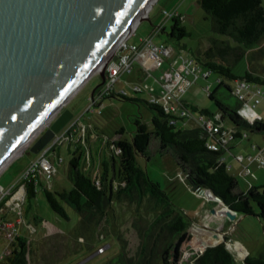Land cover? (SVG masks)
I'll list each match as a JSON object with an SVG mask.
<instances>
[{
	"label": "trees",
	"instance_id": "trees-1",
	"mask_svg": "<svg viewBox=\"0 0 264 264\" xmlns=\"http://www.w3.org/2000/svg\"><path fill=\"white\" fill-rule=\"evenodd\" d=\"M197 4L205 19L210 22L211 33L226 37L235 44L231 46L227 41L209 39L207 45H202L203 48L191 52L190 58L201 71L209 75L215 74L218 78L216 89L208 93L216 111L182 102V109L189 115L182 118L166 115L161 106L142 101L151 114L149 121L136 120L131 139L124 137L123 129L114 132L111 144L119 153L117 156L111 152L109 155L98 157V176L92 177L84 168L86 147L72 140L67 143L68 147L74 148L69 152L67 168L71 189L48 190L41 183L30 179L23 183L24 202L33 200L41 189L47 204L56 215L68 220L65 207L79 215L77 232L83 233H90L102 223L106 209L115 200L125 199L136 202L137 205L149 203L153 219L144 233L147 245L150 240L159 241L162 251L161 264H177L182 254L181 245L191 223L182 210L175 206L173 197L152 181L140 164V159L148 160V151L151 145L156 143L155 153L170 159L171 165L175 167L176 177H180L186 188L194 193L210 191L238 216L257 218L264 232V186L250 185L246 191H240L236 178L229 174L222 159L223 155L247 134H260L264 137V122L259 120L249 123L243 118L239 113L242 102L233 91L236 81L244 82L250 87L264 88L263 0H197ZM169 20L168 36L176 47H168L176 52L186 51L187 47L182 41L191 35L183 19L177 15ZM241 64V72L236 71ZM97 93L98 88L91 98ZM126 96L113 92L97 102L95 111L100 110L106 99L140 102ZM98 112L101 115L102 112ZM98 112L92 115L90 123L93 127L92 135L101 143L105 138L104 131L94 125L96 117H100ZM199 117L209 120L221 130L232 131V140L227 150L221 148L220 142L205 127L190 122L191 119ZM211 143L217 144L219 149L208 150L207 145ZM56 150L58 151V148ZM89 158L92 159L91 166L95 161L90 155ZM32 220L36 223L42 221L37 216ZM191 240L192 236L189 234L184 243L185 250H188ZM11 247L10 256L3 264H27L30 250L26 240L16 237ZM142 252L140 263H147L146 246L142 247ZM231 252L224 244L209 247L193 260V264H238L235 254ZM242 259V264H264V249L257 255L243 256Z\"/></svg>",
	"mask_w": 264,
	"mask_h": 264
},
{
	"label": "rangeland",
	"instance_id": "rangeland-1",
	"mask_svg": "<svg viewBox=\"0 0 264 264\" xmlns=\"http://www.w3.org/2000/svg\"><path fill=\"white\" fill-rule=\"evenodd\" d=\"M168 1L175 2L176 0H155L152 6L157 5L154 8L153 14L160 11L162 7L169 8V6H166L169 3ZM193 4L197 6L196 0H193ZM194 14V12L188 13L190 19L186 25L187 31L191 36L182 41L186 45L187 50L176 52L172 49L173 57L170 61L173 60L176 54L192 57L191 52H195L198 48L202 47V45L203 47L207 45L209 39L227 41L231 46H235L230 39L211 33L210 22L204 19L205 17L197 19ZM145 19L146 17L139 22V25L127 36L125 41H128L129 44L131 43L139 46L141 45L140 40L143 38L145 39L152 33L155 26V23L152 21L153 18H151V20L150 18ZM169 32L170 23H167L166 30L154 37L152 43L156 45L162 43L163 45L175 48L174 42L169 39ZM119 52V47H116L109 64L113 60L115 61V54ZM168 67L169 62H165L162 64V68L149 69L146 75H144V71L140 68L139 64L136 63L133 66L131 74H124L121 76L120 81L115 85L114 91L119 92L121 89L125 90L128 99L140 100V102L133 103L122 101L118 98L106 99L103 101V105L100 106V110H98L102 112L101 115L98 111H95L97 108L90 105L91 103L89 102L92 93L101 83L100 70L92 73L90 78H87L78 91L66 101L57 114L28 144V147H26L21 154L12 159L0 172L1 174L4 171L0 177V185L9 188L16 182L19 174L30 162L32 155L29 154V150L31 146L38 140L44 130L65 111H69L73 119L82 117L81 121L84 123L83 125H85V127H83L81 124L84 129L82 135H85L86 142L85 144H81V146L87 149L85 152L84 168L92 177L98 176L97 161L99 155L97 154V150L94 153L88 149V143L96 144L98 147H102L103 150L108 148V152H105L109 155L111 152L115 153L114 146L111 143L114 139H112V135H114L116 130L123 129L124 137L131 139L132 133L135 131L134 122L136 120H141L143 122L149 121L151 114L143 102L148 101L151 90H154L153 85H159L158 79L162 78L164 70ZM242 68L243 64H241L236 71L241 72ZM137 71L139 72L138 77ZM191 82L192 85L182 94L181 99H184L189 105L201 109H208L212 112L216 111L214 103L208 98L209 91L207 92L206 88L210 86L211 91L216 89L218 82L217 76L215 74H210L208 79L205 80L199 75L196 79L192 77ZM131 86L140 87L141 93H134ZM258 89L261 90V95L256 97L259 103L254 108L257 109L258 113H262L264 112V88ZM251 102L254 103V101ZM86 109H89V112L85 115ZM241 110L242 107L239 112ZM96 112H98L97 115L100 117H96L94 125L98 128H102L101 130H103L105 134V138H103L104 140L101 143L96 141V137L92 135L93 127L90 123L92 115H95ZM247 117L248 119H252L251 115L247 114ZM225 125L228 126L227 123H225ZM109 136H111V138ZM237 142L236 147L226 152L222 158L229 174L236 178L240 191H246L250 185L264 186V168H258L257 162L250 163L251 159L254 160L256 158L258 151L264 150V137L260 134H247V136H244L243 139ZM156 147V143L151 145L148 151V160L140 159V164L149 178L158 183L162 190L173 197L175 206L182 210L183 214L191 223V226L187 230L186 238L181 245L182 254L177 264H193V260L198 257L201 251L200 248L196 246L198 241L197 237L189 230L194 227L202 228L209 225L208 227L215 230L218 229V233L223 234L224 238L237 242L233 245L229 244L228 246L232 253L236 255L233 254L238 264L243 263L242 261H244L246 257L242 260L241 258L247 254L240 243L251 248L254 251L253 256L264 249V232L257 218L238 216L236 221H230V224H228L225 223L227 218L223 213L219 212L221 209L220 206H213L211 209L215 210L217 213L215 218H219V220H215L212 224L207 223L206 220L208 217L204 218L203 207L200 205L205 201L215 203L206 197L208 191L194 193L186 188V186L182 184L180 177H176L175 167L171 165L170 159L161 156L158 152L155 153ZM59 148L61 149L60 157H57L59 160L56 158L57 155H54L52 159L54 164L53 167L56 172L52 180L49 181L48 186L51 190L56 191L69 190L72 185L67 177L69 160L68 150L70 149V152H72L74 148L72 146L68 147L67 144L61 145ZM89 155L92 156L95 161L91 166L90 163L92 159L90 160ZM239 157L243 158L241 162H238ZM233 162L235 167L231 169L230 167L232 166H230V163ZM243 167L248 169L247 173L243 170ZM20 203V207L16 210H11L16 216H19L20 213L21 223L17 225L14 224L16 227V235H25L28 238L34 237L35 239L46 238L44 241H40L41 243L39 242V247L35 248V252L33 250L29 253L27 264H161L162 251L159 241L151 242L153 240H150L147 245L146 239L144 238V233L153 219V211L149 203L144 202L137 205L136 202H129L125 199L113 201L106 209V216L102 223L93 228L90 233L77 232L79 215L69 207H65L68 220L56 215L47 204L41 189L38 191L36 197L29 203L27 201ZM29 206L31 207L28 208ZM16 216H11L10 218L16 220ZM34 216H37L42 221L40 223L34 222L32 220ZM223 221L224 223H222ZM26 224L30 226L27 227ZM189 234H191L192 240L188 246V250H185L184 243ZM13 242L14 240L7 238L5 234L0 237V257H3L7 251L12 250L10 245H12ZM151 243H153L154 246H152ZM143 246H146L145 255L147 263H140ZM5 259L6 258L3 257L0 264H3Z\"/></svg>",
	"mask_w": 264,
	"mask_h": 264
},
{
	"label": "water",
	"instance_id": "water-1",
	"mask_svg": "<svg viewBox=\"0 0 264 264\" xmlns=\"http://www.w3.org/2000/svg\"><path fill=\"white\" fill-rule=\"evenodd\" d=\"M147 1L0 0V169L99 63L101 83L96 89L103 86L115 43ZM72 118L69 111L63 112L29 154L38 155ZM208 194L219 212L236 221V212ZM195 229L220 239L198 256L220 244L231 252L228 245L236 243L218 231Z\"/></svg>",
	"mask_w": 264,
	"mask_h": 264
},
{
	"label": "built area",
	"instance_id": "built-area-1",
	"mask_svg": "<svg viewBox=\"0 0 264 264\" xmlns=\"http://www.w3.org/2000/svg\"><path fill=\"white\" fill-rule=\"evenodd\" d=\"M165 20H169L177 14L175 12H163ZM161 30V27L159 28ZM119 53L115 54L116 59L113 60L106 68L105 82L100 88L98 93L90 100V105L95 106L97 102H100L103 98L110 96L115 88V85L124 74H131L133 66L138 63L140 68L144 71V75L149 69H160L165 61H169L172 56V50L163 44L156 45L152 43L151 37L142 40L141 45H132L128 41H124L119 46ZM180 64L176 68H172L171 74H168V78L162 76L158 79V83L161 87L160 91L155 93L151 90L149 95V103L161 106L166 115H174L182 118L188 117V113L182 109L181 97L182 94L192 85L191 78L195 79L201 75L204 79L208 78L209 73L203 72L195 64L194 60L190 57L182 56L179 57ZM198 75V76H197ZM260 87H250L244 82L236 81L234 83V95L242 102V110L247 106L248 102L254 101L250 109L252 110L258 103L259 100L256 98L261 95ZM131 89L134 93H141L140 87H133ZM210 86L206 88V91H210ZM118 92V91H117ZM121 95L126 96L125 90H119ZM91 108V107H90ZM89 112V109L85 110V113ZM84 113V114H85ZM248 122L250 119L242 115ZM81 118L72 119L53 139L42 149L38 155L33 157L26 168L19 174L16 182L9 188L0 187V203L6 196H10L12 200V210H16L20 207V202H24V185L23 183L32 179L35 182L41 183L48 190L49 181L52 180L56 170L53 167L54 150L61 145L67 144L72 140L77 141L79 144H85V135H82L85 127L82 123ZM260 118H252L251 122L259 121ZM194 125H201L205 127L209 133H211L217 141L220 142L221 148L227 150L229 142L232 140V131L221 130L216 127L209 120H205L203 117L191 119ZM82 124V126H81ZM208 150L217 151L218 145L211 143L207 145ZM119 152L115 150L114 154ZM242 157L238 158V162L242 160ZM59 160V159H58ZM257 162L258 168H264V150L258 151L256 158L250 160V163ZM243 170L247 173L248 169L243 167ZM98 172V170H97ZM200 192V191H197ZM218 199V198H217ZM17 213V211H16ZM20 217V213L19 216ZM5 232V235L9 239L17 237L15 233V225L13 223H5L0 229V233ZM3 257H0V261Z\"/></svg>",
	"mask_w": 264,
	"mask_h": 264
},
{
	"label": "crops",
	"instance_id": "crops-1",
	"mask_svg": "<svg viewBox=\"0 0 264 264\" xmlns=\"http://www.w3.org/2000/svg\"><path fill=\"white\" fill-rule=\"evenodd\" d=\"M169 3L166 5V6H169V8L167 7H162V9L158 12H155L154 13V8L155 6L158 4L157 1H156V5L152 6L149 10V13L147 14V17L146 19L150 18H153L152 21L155 23V26H154V30L152 31V33L146 37L145 39L151 37V39H153L154 37L158 36L159 34L163 33L165 30H166V24L167 23H170V20H165L164 16H163V12H167V13H170V12H175L177 15L181 16V18L183 19V22H184V25L186 27L189 19H190V16L188 15V13L190 12H194V16H196L197 19H200V18H203L204 14L203 12L201 11L200 7L198 6L197 4V0H196V5L197 6H194L193 4V0H176L175 2H172V1H168ZM145 19V20H146ZM205 19V18H204ZM139 24H137L138 26ZM136 26V27H137ZM135 27V28H136ZM161 27V30H159V28ZM187 29V28H186ZM144 38L141 39L140 41L142 40H145ZM129 43V42H128ZM131 44V43H130ZM162 43H159L157 45H160ZM132 45H135V44H132ZM171 49V48H170ZM172 50V49H171ZM173 51V50H172ZM180 55L179 54H176V56H174L173 60L172 61H165V62H169V67L167 69L164 70V77L168 78V74H171L172 72V68H176L179 64H180V61H179V57ZM173 55L171 56V59H172ZM162 68V67H161ZM139 72L137 71V77L139 76L138 74ZM153 88L155 90V93L157 91H160L161 90V87L160 85L158 84H155V86L153 85ZM92 97V96H91ZM90 97V98H91ZM180 102H184L186 104H188L186 101H184V99H181ZM252 102H248L246 105V107L244 108V112H247L248 115H251L252 117V112L254 111L256 114H257V117L260 118L261 121H263V117H264V112L262 113H258L257 112V109H252V111H249L250 107L252 106ZM103 105V104H102ZM189 105V104H188ZM264 122V121H263ZM192 124H194L193 122H191ZM182 126V125H180ZM238 143V142H237ZM237 143H235L231 149L234 147H236ZM89 147L88 149L91 151V152H96L97 150V154L99 155V158L101 156H103L104 154H106V152H108V148L107 149H104L102 147H98V145L96 144H90L88 143ZM70 152V149L68 150ZM106 151V152H105ZM231 151V150H230ZM61 154V149L59 148L58 151H57V156L56 157H60L59 155ZM32 159V157L30 158V160ZM14 163V162H13ZM12 163V164H13ZM10 166V165H9ZM8 166V167H9ZM230 167L231 169L235 167V164L234 162L233 163H230ZM7 167V168H8ZM238 170V169H237ZM4 172V171H3ZM2 172V173H3ZM2 173L0 174V177L2 175ZM0 187H3V188H6L2 185H0ZM193 196V195H192ZM203 210V213L205 215L204 218L208 217V219L206 220L207 223H214V221H218L219 218H215V215L217 213H212V210L211 207L213 206H217L215 203H212V202H203L201 205H200ZM12 210V200H10V196H6L4 198V200L0 203V229L2 228L3 224L5 223H13L15 225L17 224H20L21 223V220H20V217L16 216V214L12 213L11 212ZM209 212V214H208ZM11 216H16V220H12L10 217ZM238 217V215H237ZM221 221V220H220ZM224 223V221L222 222ZM225 223H228L230 224V221L227 219V221ZM27 227H29L30 225L29 224H26ZM209 226V225H208ZM208 226H205L206 228H208L209 230H212V231H218V229H213L211 227H208ZM16 228V227H15ZM5 234V232H2L0 233V237L3 236ZM17 237H21V238H24L27 242V246L30 250V252H32L34 250L35 252V248H38L39 247V242L40 241H44L46 238H39V239H35L34 237L32 238H28L27 236L23 235V236H20V235H17ZM47 237V236H46ZM49 237V236H48ZM41 243V242H40ZM237 243V242H236ZM241 246L243 247V249L247 252V255H253V250L249 247H247L246 245H244L243 243H240ZM11 247V245H10ZM12 248V247H11ZM10 253L11 251H7V253L3 256L4 258H7L10 256ZM245 255V256H247ZM2 257V256H1Z\"/></svg>",
	"mask_w": 264,
	"mask_h": 264
},
{
	"label": "bare ground",
	"instance_id": "bare-ground-1",
	"mask_svg": "<svg viewBox=\"0 0 264 264\" xmlns=\"http://www.w3.org/2000/svg\"><path fill=\"white\" fill-rule=\"evenodd\" d=\"M155 0H148L145 4V6L143 7V9L137 13V15L135 17H133V19L129 22V24L127 25L126 29L122 32L119 40L115 43L116 47H119L124 41L125 39L127 38L128 35H130L135 27L137 26V24H139V22L144 19L145 17H147V14L149 13V10L150 8L152 7V3L154 2ZM116 49V48H114ZM102 66V63H99L80 83L79 85L74 89V93H76L78 91V89L82 86V84L87 80V78H90V76L92 75V73H94L95 71H98L100 70ZM70 97V96H69ZM67 97V98H69ZM59 110H56L49 118L48 120L43 124V126L41 127V129H39L34 135L33 137L30 139L29 142H31L36 135L39 134V132L48 124V122L57 114ZM28 142V143H29ZM28 143H26L23 147L19 148L15 153L12 154V156L1 166V169H0V172L8 165V163L14 159L16 156H18L19 154H21L24 149L26 147H28ZM225 165V164H224ZM206 197L211 200L212 197L209 196V194L206 195ZM196 227H194L190 232L192 234H194L198 241L196 243V246L200 248V250H203L204 248L210 246V245H213V244H216L217 242L220 241V239L218 240H214L212 238V236L209 234V233H206L205 231H202V230H198V229H195ZM247 255V254H246Z\"/></svg>",
	"mask_w": 264,
	"mask_h": 264
},
{
	"label": "flooded vegetation",
	"instance_id": "flooded-vegetation-1",
	"mask_svg": "<svg viewBox=\"0 0 264 264\" xmlns=\"http://www.w3.org/2000/svg\"><path fill=\"white\" fill-rule=\"evenodd\" d=\"M100 88H101V87H100ZM100 88H98V91L100 90ZM72 119H73V118H72ZM72 119H71V120H72ZM56 120H57V119H56ZM56 120H55L54 122H52V123H51V124H50V125L44 130V132L42 133V135H43V134H44L49 128L52 127V125L56 122ZM57 134H58V133H57ZM57 134H55V135H57ZM42 135H41V136H42ZM55 135H54V136H55ZM41 136H40V137H41ZM52 139H53V138H52ZM58 149H59V147H58ZM55 153H57V150H56V149L54 150V155H56ZM32 157H35V156L32 155Z\"/></svg>",
	"mask_w": 264,
	"mask_h": 264
},
{
	"label": "clouds",
	"instance_id": "clouds-1",
	"mask_svg": "<svg viewBox=\"0 0 264 264\" xmlns=\"http://www.w3.org/2000/svg\"><path fill=\"white\" fill-rule=\"evenodd\" d=\"M249 111H252V110L249 109ZM241 115L247 116V112L242 111ZM252 118H257V114L254 111L252 112ZM249 122H251V119L249 120Z\"/></svg>",
	"mask_w": 264,
	"mask_h": 264
}]
</instances>
